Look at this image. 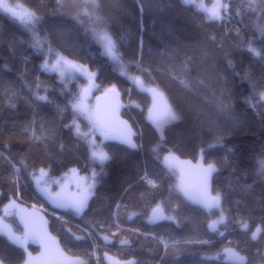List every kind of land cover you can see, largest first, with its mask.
Instances as JSON below:
<instances>
[{"label": "trees", "instance_id": "obj_1", "mask_svg": "<svg viewBox=\"0 0 264 264\" xmlns=\"http://www.w3.org/2000/svg\"><path fill=\"white\" fill-rule=\"evenodd\" d=\"M7 2L31 10L39 23L27 27L0 10V206L16 201L10 161L17 167H21V160L25 162L19 176V194L23 201L33 203L41 201L30 184L29 173L43 168L59 177L75 169L91 183L95 170L98 175L86 209L77 218L59 210L66 222L85 228L92 236H81L45 213L51 232L71 256L95 264L90 255L92 242L104 244L95 227L103 225L114 230L112 217L116 213L118 226L128 229V243L123 253H118L119 259L134 258L137 264H225L222 251L227 239L241 243L235 249L252 263L251 254L264 243V232L257 240L251 239L257 226L264 227V174L260 171V162L264 161V99L260 96L264 92V59L254 57L247 49L251 43L264 56V5L258 4L257 10L250 12L247 0H228L227 17L211 21L183 0H144L143 4L138 0H97L95 15L101 19L96 24L84 15L85 8L93 11L91 0ZM94 27L115 41L118 59L104 54L105 41L92 34ZM34 33L46 38L55 52L93 71L101 88L115 86L126 94L139 77L144 86L165 95L180 119L165 123L161 137L156 124L146 119L148 98L130 88L127 101L122 96V114L127 106L131 107L135 121L142 127L139 134L135 130V144L137 141L141 146L134 150L118 145L112 148L114 156L101 171L75 128L65 127L74 120L71 104L78 100L77 82L42 69L44 61L54 56H49L47 45L43 52L33 48ZM185 67L187 70L182 71ZM176 77L188 81L189 87L181 85ZM6 88L12 91L4 92ZM37 94L47 96V101L37 100ZM222 104L227 106L225 110H221ZM132 105L141 108L137 111ZM33 121L37 134L41 124L54 130L47 147L33 144L24 133ZM199 152L206 164L218 169L212 193L221 194V208L228 220L218 225L216 232H209L206 226L219 218L220 210L203 212L189 206L176 191L175 172L161 165L165 153L195 160ZM156 172L173 174L164 180L157 178V189L147 188L143 175L153 177ZM157 206L175 221H148L146 215L151 217ZM126 212L134 214L133 218L128 219ZM237 221H246L249 230L243 231ZM75 234L83 239H75ZM111 239L105 248H116ZM37 251L32 245L30 254ZM104 252L107 249L100 252L98 264H105ZM0 255L9 264L25 260L21 249L3 235Z\"/></svg>", "mask_w": 264, "mask_h": 264}, {"label": "snow or ice", "instance_id": "obj_2", "mask_svg": "<svg viewBox=\"0 0 264 264\" xmlns=\"http://www.w3.org/2000/svg\"><path fill=\"white\" fill-rule=\"evenodd\" d=\"M61 0H58V3H60ZM139 3L143 4L144 0H138ZM185 4H193L194 0H183ZM264 5V0H247V8L248 11L250 12H255L257 10V5ZM78 6V5H76ZM198 7V10L204 12L206 14V19L211 20V21H221L224 20L228 13L230 12V3L228 0H215V3L212 4L211 8H207L203 4V0H200V3L196 5ZM0 8H2L5 12L10 13L13 18L17 19L20 23H22L25 26H33L37 23H39V17L36 16L35 13L24 9L22 12H18L17 8H22V6H17V8L9 6L5 0H0ZM91 8L93 9L92 12H89L87 8H85L84 15L89 16L93 18V23L99 24L100 23V17L95 15V10L99 8V4L97 0H91ZM143 11V8L141 9ZM261 11H264V9H261ZM223 13V14H222ZM241 12L238 10L237 15H240ZM79 18V17H77ZM82 22V21H81ZM92 34L97 37L99 40L105 41L104 43V49L105 55H108L112 57L113 59H118L117 53H116V43L113 41L107 33L103 32L102 29L99 27H94L91 29ZM262 34H264V27L261 28ZM214 40L215 37H212ZM142 43V42H141ZM47 45L48 47V54L49 56H54L55 62L54 63H49V60H45L44 64L42 65L43 70H51L54 71H60L61 75L64 74V72L67 69H74L76 71H82V72H87V69L83 65H77L73 61L68 60L66 57L62 56L61 54L55 52L49 42L47 41L46 38L41 39L38 34L34 33V43H33V48H35L37 51L43 52L45 49V46ZM254 57L264 59V56H262L261 52L258 51L256 48H254L251 43L248 45L247 49ZM186 67L182 69V71H186ZM90 75H95L94 73ZM179 79V77H176ZM136 82L139 84H143V81L140 80L139 77L136 78ZM179 82L181 85L184 87L188 88L189 87V82L184 80V79H179ZM201 84H203V81H200ZM39 87V86H37ZM255 87V85H253ZM112 91L115 90V86H113ZM147 91H150L154 97L160 98V100L163 101V94L159 92L158 89L156 88H150L146 89ZM260 96L262 99H264V92L260 93ZM36 99L39 101H47V96H42V95H36ZM14 106V105H12ZM221 110L226 109V105H221ZM74 109H79L80 105L79 104H74L73 105ZM149 118L153 120V122L156 124L157 130L160 131L161 137H163V125L165 123H168L170 121H178L180 117L171 109L170 106L167 105L166 101L164 102V107L162 111H158L155 115L152 113L149 114ZM65 127L68 128H75V133L78 137L80 138H87V133L81 132L79 125L76 124L75 121L71 125H65ZM24 133L28 135V138L30 142L33 144H43L45 147H47L46 141H48L53 135H54V130L50 128H45L43 124L39 125V134H37V127H36V122L33 121L30 125L24 128ZM133 134L129 130V132L125 135L122 136V143L126 144L129 148L135 149L137 145L132 141L131 136ZM93 151L91 152V159L93 160L94 163H98L101 166V171H103V165L104 163L110 159L107 153L103 151H98L95 150L94 142L92 143ZM211 147V146H210ZM59 148L63 150L64 145L61 144L59 145ZM165 161H169L171 157H165ZM21 167H25V162L21 160L20 162ZM11 167L13 169V184L16 186L17 192L16 194L19 195V176L21 173V167H17L16 164L11 163ZM75 172V169L72 170ZM215 166L213 164H209L206 169H204V184H205V189L207 188L208 181L211 178V174L215 172ZM260 171L262 174H264V161L260 162ZM29 175L32 177V179L35 181L37 186L42 185V183H46V181H43L42 178L47 175L46 171L41 168L39 169V175L36 174V172L29 173ZM98 174L96 173L95 170H93L92 176L90 177L91 183L88 185V189L85 193L80 195L78 198L74 199H68L61 197V194L57 193L54 197L50 192H48L44 187H40V191L48 196L49 198L54 199L57 201V206L63 207V208H68L76 212L77 214L81 213L84 208L87 206V200L89 195H91V189L94 187L95 182H96V176ZM142 179H146L147 183L150 184L151 186L155 187V181L151 179H147V173H145V177H142ZM221 194L217 193L215 196H210L207 194V191L205 190L202 192L197 200L200 203V205L208 210H211L213 208L219 209L220 210V215L217 220H213L211 223H209L208 228L216 232L218 231V225L221 224H226L228 218L225 216L223 209L221 208ZM10 205L15 206V201L10 200ZM117 207H120L119 204H117ZM134 215V214H132ZM131 218V216L129 217ZM161 219H170L175 221V217H170V216H164L163 210L157 206L155 209H153L152 216L150 217V222L155 223L158 222ZM237 223L240 224V228L247 232L249 230V225L246 221H237ZM118 226V225H117ZM71 229H69V232ZM264 232V227L262 226H257L254 231L251 232V239L253 241L257 240L260 236V234ZM32 236L33 237H39V233L36 232L35 230L32 231ZM221 236L224 235L223 232L219 233ZM0 235H5L8 239V241L11 244H14L18 247H24V240L16 236L10 229L5 228V230L0 231ZM27 235V234H26ZM75 239L80 240L83 239L80 236H75ZM105 241L108 240V237H104ZM163 242V241H162ZM121 244H127L128 241L126 240H121ZM175 246V244H173ZM165 247H168V244L165 242ZM25 251L27 249L25 248ZM225 253L228 255V257L234 261H237L238 264H248L247 257L241 255L239 252H236L232 248H226ZM28 260L24 261V264H31V254L28 253ZM0 264H9V261L7 258L3 255H0ZM79 264H82V262H79ZM129 264H133L132 261H129Z\"/></svg>", "mask_w": 264, "mask_h": 264}, {"label": "rangeland", "instance_id": "obj_3", "mask_svg": "<svg viewBox=\"0 0 264 264\" xmlns=\"http://www.w3.org/2000/svg\"><path fill=\"white\" fill-rule=\"evenodd\" d=\"M207 1H210V2L207 3ZM5 2L9 5L7 0H5ZM199 3H200V0H194L193 5H195V7H197L196 5H198ZM213 3H215V0H203V4L207 8H211ZM9 6L17 8L18 4L9 5ZM19 6H21V5H19ZM24 9L29 10V9L22 6V8H17V11L22 12ZM0 10L4 11L2 8H0ZM29 11H31V10H29ZM5 13L12 17V15L10 13H7V12H5ZM27 27H30V26H27ZM54 62H55V58L53 57L52 60L49 61V63L51 64ZM77 65H80V64H77ZM84 67L87 69V72L76 71L74 69H67L64 72V74L61 75L60 71H54V70H51L50 68L47 71L48 72H57L60 75V78H68V80H70V81H76L77 82L76 87L79 88V90H78L79 96H78V100H76L74 103L71 104V108L73 110L72 111V116L74 119L73 121H75L76 124L79 125L81 132L88 134L86 139L81 138V140L87 144L89 155H91V152L94 150L92 147V143L94 142L95 150L103 151V152L107 153L108 156L111 158L114 156V154L112 153V150L115 149L117 147V145L112 144L110 142H107V139L105 137V133L102 132L98 128V126L96 125L95 116L93 114L95 96L101 94L103 91L105 93V91L107 89H105V87L101 88L97 79H96V75H90L94 72L89 70L88 67H86V66H84ZM130 88L134 89V86L130 87ZM130 88L126 90V94L123 93L121 90H119L120 93L122 94V96L125 97L126 101H127L126 97H129L130 93H131ZM11 91H12V89L6 88L4 92L9 93ZM145 102H146V106H148L149 100H147ZM74 104H79L80 108L74 109L73 108ZM132 106H133L134 110H137V111L141 108L139 105H136V106L132 105ZM64 111L66 112V110H64ZM122 116H123V118H125L126 120H128L131 123L134 130L138 131V134L142 132V131H140L142 129V127L137 120L135 121V118H134L135 114L132 111L130 106H127L125 108V115L122 114ZM84 124H87V126H89L88 129L85 127H84L85 129L81 128V126L83 127ZM136 145L138 147H140L141 143L136 141ZM120 149H121L120 152L124 153L122 150L123 148H120ZM72 170L73 169L69 170L67 173H65L64 175L59 176V177H53L45 170L47 175L45 177H43L42 180L46 181V183H42V185H40V186H37V184L35 183V181L31 177L30 184L32 185L34 191L39 195L40 201H41L40 203L39 202L33 203V202L23 201L20 197V194L15 195V197H16L15 200H18L21 203H24L26 205L36 207L37 209L46 213L52 220H54V222H58V224L65 223V224H67V227L74 228L76 233L82 234L81 236H83L85 234L86 237H89V236H92V234L89 231H87L85 228L80 227V226H79L80 229H78L77 225L73 222H66L65 219H63L61 217V213H59V210H63V211L66 210L67 212H64V214H66V215L72 214L74 217L77 218L79 216V214H81L86 208H84V210L81 213L77 214L76 212H74L71 209L57 206V201H55L52 198H49L48 196L44 195L40 191V187H44L48 192H50L52 194L53 197L57 193H59V194H61V197H64V198H68V199L78 198L80 195H82L83 193H85L87 191L89 181L87 180L86 175H82L77 170H75V172H73ZM165 173H167V172H165ZM36 174L39 175V170L36 171ZM172 174L173 173H171V172H169L167 174H163V173L158 174L156 172V174H154L153 177H151L149 175V173H147V179H151V180L155 181L157 178L160 177V180H164V177H166V175H172ZM173 176H174V180H176V174L175 173ZM143 177H145V174L143 175ZM143 181L145 182L147 188H151V189H157L158 188L159 184H157L156 181H155L156 182L155 187L148 184L146 179H143ZM18 183H19V181H18ZM26 192H28V189L26 190ZM92 194H93V191L91 189V195H89L87 201H89V199L92 197ZM128 214L129 213L126 212L125 216H128V217L131 216V218H128V219H132L133 216L130 214L128 215ZM112 218H113V223H114L113 226H115L114 230L111 227L107 228L106 226H103V225L96 226L95 228L98 232H101V233H99L100 236L106 235V236L114 238L116 248L111 247V249H109V247L105 248L104 244H100V243L95 242V241L92 242L90 255L92 256V259L94 260L95 264H98L102 250L105 251L107 249V251L109 253L118 257L119 256L118 253L121 251L123 253V251L125 249L124 248L125 244H121L120 241L125 240V236H126V233L128 232V229L122 227L121 225L117 226L118 225V219H117L116 213L113 214ZM146 219L148 221H150L149 214L146 215ZM212 220H217V219H212ZM138 222L140 223V222H144V221L138 220ZM16 225H17V214L14 212L12 205H10V203H8L4 206L3 205L0 206V231L5 230V228L10 229L12 231V233H14L16 236L21 237L24 240V247L23 248L19 247V248L24 253L25 260H27L28 253H30V248L32 245H34V243H30L29 241H27L23 237L22 232L17 229ZM131 233H134V232L131 231ZM78 234H75V236H77ZM3 236L7 239V237L5 235H3ZM78 236H80V235H78ZM239 244H241V243H239L237 241L235 242L233 240L230 241V240L226 239L224 249L225 248H234L235 249L239 246ZM242 245L244 247L246 246L245 243H243ZM246 247H248V246H246ZM25 248L27 249V251H25ZM251 255H252V257H250V259H252L253 262L250 264L264 263V243L260 244L259 248H257V250L254 251L253 254H251ZM21 264H24V262Z\"/></svg>", "mask_w": 264, "mask_h": 264}, {"label": "water", "instance_id": "obj_4", "mask_svg": "<svg viewBox=\"0 0 264 264\" xmlns=\"http://www.w3.org/2000/svg\"><path fill=\"white\" fill-rule=\"evenodd\" d=\"M134 88L140 94L148 98L149 104L146 109L145 116L148 122L155 124L153 120L149 118V114L152 113L155 115L158 111H162L165 101L167 105L170 106L167 98L161 91L159 92L163 94V101L158 97H154L150 91L146 90L153 87H146L143 84L141 85L137 83L136 80L134 82ZM111 89L113 88L107 89L105 93H101L94 98L93 114L95 115V123L100 130L105 133V137L108 142L128 150H134L122 143V136L127 134L129 130L133 134L131 139L134 143L136 134L131 123L122 116L124 104L122 94L117 89L114 91ZM169 156L171 159L166 162L164 158ZM161 165L165 169L175 172L177 183L176 191L180 198L186 201L189 206L203 212L216 209L213 208L208 210L202 207L197 200L198 196L205 190L208 195L215 196L212 193V182L214 175L218 170L213 164L216 171L211 174V178L208 181L207 188L205 189L204 169H206L209 164L205 163L202 152H199L198 157L195 160L178 158L175 154L165 153L161 158ZM12 208L17 214V225L20 228L23 237L30 243H34L38 248V251L31 255V264H79V262L85 264L82 257L71 256L63 249L59 238L51 232L49 227L50 220L44 212L36 207L21 203L18 200L15 201V206H12ZM211 222L212 221H209L206 226L209 232H213L208 228V225ZM33 230L39 233V237L32 236L31 233ZM105 236L106 235H102L100 239L104 242V244H111V237L107 236L108 240L105 241ZM234 250L238 252L236 249ZM240 254L247 257L249 264L248 256L242 253ZM28 259L29 257L27 260ZM102 259L105 264H129V261H132L133 264H137L134 258L119 259L108 252L102 254ZM222 261L225 264H238L237 261L228 257L225 253V249L222 251Z\"/></svg>", "mask_w": 264, "mask_h": 264}]
</instances>
